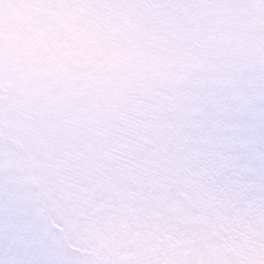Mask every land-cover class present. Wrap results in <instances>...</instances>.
<instances>
[{
  "label": "rangeland",
  "instance_id": "1",
  "mask_svg": "<svg viewBox=\"0 0 264 264\" xmlns=\"http://www.w3.org/2000/svg\"><path fill=\"white\" fill-rule=\"evenodd\" d=\"M161 252L264 264V0H0V264Z\"/></svg>",
  "mask_w": 264,
  "mask_h": 264
},
{
  "label": "trees",
  "instance_id": "2",
  "mask_svg": "<svg viewBox=\"0 0 264 264\" xmlns=\"http://www.w3.org/2000/svg\"><path fill=\"white\" fill-rule=\"evenodd\" d=\"M124 161H126L125 159H124ZM93 162L94 163H97V164H99V167H100V169L101 170H103V171H105V167H104V165H103V163L101 162V161H99V160H96V159H92V161H91V165L92 166H94L93 165ZM107 162L109 163V165H115V164H117L116 163V161L114 160V159H107ZM127 162V161H126ZM95 167V166H94ZM111 174H108V176H110ZM128 177L129 178H131L129 175H128ZM136 177L137 178H144L140 173H137L136 174ZM122 178V177H121ZM74 207H76V206H74ZM84 207H83V205H81V204H77V210H76V213L77 214H80V212H81V210L83 209ZM72 210L75 212V209H73V207H72ZM93 208H90V211L87 213V218L89 219V220H92L93 219V217H92V215H93ZM198 223V222H197ZM92 227H95V221H92V222H90L89 223ZM172 225V227H173V225L174 224H171ZM200 226H202V224H201V222H199L198 224H196V222L194 223V225H192L191 226V231H189V229L187 230V234H188V236L190 235L191 236V233H192V228H198V227H200ZM173 229L174 230H176L174 227H173ZM179 232H182V229L181 230H179ZM173 238V235H168L165 239H166V241H167V243H168V245H169V247L171 246L170 245V240ZM140 247V246H139ZM138 247V248H139ZM161 255H155V254H153V256L151 255V257H154V256H162V264L164 263V264H186V263H188V264H192L191 263V261L192 260H194L193 258H189L188 256H187V260L186 259H182V257L180 256V257H178L177 255H175L174 253H172V255L171 256H169V257H167V255H165V253H160Z\"/></svg>",
  "mask_w": 264,
  "mask_h": 264
}]
</instances>
